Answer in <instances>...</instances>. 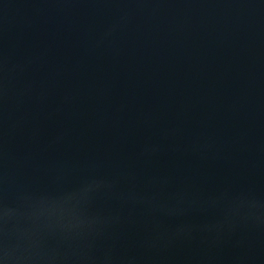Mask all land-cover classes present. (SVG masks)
I'll return each mask as SVG.
<instances>
[{
    "label": "water",
    "instance_id": "water-1",
    "mask_svg": "<svg viewBox=\"0 0 264 264\" xmlns=\"http://www.w3.org/2000/svg\"><path fill=\"white\" fill-rule=\"evenodd\" d=\"M0 264H264V0H0Z\"/></svg>",
    "mask_w": 264,
    "mask_h": 264
}]
</instances>
